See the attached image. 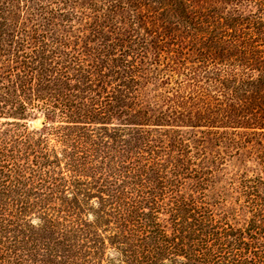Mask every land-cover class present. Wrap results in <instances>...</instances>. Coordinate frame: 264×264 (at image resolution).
I'll return each mask as SVG.
<instances>
[{"label": "trees", "instance_id": "obj_1", "mask_svg": "<svg viewBox=\"0 0 264 264\" xmlns=\"http://www.w3.org/2000/svg\"><path fill=\"white\" fill-rule=\"evenodd\" d=\"M263 140L264 0H0V264H264Z\"/></svg>", "mask_w": 264, "mask_h": 264}, {"label": "rangeland", "instance_id": "obj_2", "mask_svg": "<svg viewBox=\"0 0 264 264\" xmlns=\"http://www.w3.org/2000/svg\"><path fill=\"white\" fill-rule=\"evenodd\" d=\"M37 118L42 119L41 124L35 123V120ZM1 119L3 120V118H1ZM44 121H45V117L37 116L36 118L29 120L28 125H30L31 128H40ZM200 130H203V129L200 128V129H196L193 131L199 132ZM198 136H200V135H198ZM263 142H264V140H263ZM202 147L205 148L206 151H210V153H213V155L215 154V152L217 150L221 151V148L215 146L214 139H212L211 136L206 137L205 142L203 143ZM257 148H260V146H257ZM213 155L206 154L205 156H206V158H208V160H211ZM222 156L225 158L223 160L225 164L223 166H221L223 172L237 171V170L242 171L243 169L246 168V169H249L250 171L262 173V176L264 178V164L258 163L259 160L256 158V154L254 152L249 151V150H247V151L244 150V154H242L241 157L238 156V157L230 158L229 153H228V156H225V155H222ZM240 160H243L244 162L240 163Z\"/></svg>", "mask_w": 264, "mask_h": 264}, {"label": "water", "instance_id": "obj_3", "mask_svg": "<svg viewBox=\"0 0 264 264\" xmlns=\"http://www.w3.org/2000/svg\"><path fill=\"white\" fill-rule=\"evenodd\" d=\"M35 123H36V124H41V123H42V119H41V118H37V119L35 120Z\"/></svg>", "mask_w": 264, "mask_h": 264}]
</instances>
